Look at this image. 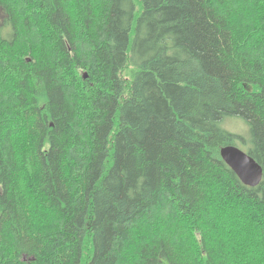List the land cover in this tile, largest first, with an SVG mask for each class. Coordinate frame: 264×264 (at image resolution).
Wrapping results in <instances>:
<instances>
[{
	"label": "trees",
	"instance_id": "16d2710c",
	"mask_svg": "<svg viewBox=\"0 0 264 264\" xmlns=\"http://www.w3.org/2000/svg\"><path fill=\"white\" fill-rule=\"evenodd\" d=\"M0 12V264H264V0Z\"/></svg>",
	"mask_w": 264,
	"mask_h": 264
},
{
	"label": "water",
	"instance_id": "95a60500",
	"mask_svg": "<svg viewBox=\"0 0 264 264\" xmlns=\"http://www.w3.org/2000/svg\"><path fill=\"white\" fill-rule=\"evenodd\" d=\"M85 78H88V74ZM220 153L224 162L245 186L254 188L260 185L264 170L253 157L236 146H226Z\"/></svg>",
	"mask_w": 264,
	"mask_h": 264
},
{
	"label": "rangeland",
	"instance_id": "374dc122",
	"mask_svg": "<svg viewBox=\"0 0 264 264\" xmlns=\"http://www.w3.org/2000/svg\"><path fill=\"white\" fill-rule=\"evenodd\" d=\"M4 13L0 12V24L2 25L4 22ZM87 79V78H86ZM222 126L224 129L229 131L230 133L239 135L245 139V141H237L236 147H238L240 150L244 151L245 153H248L250 148V127L242 118L239 117H231L226 118L224 122L222 123Z\"/></svg>",
	"mask_w": 264,
	"mask_h": 264
}]
</instances>
